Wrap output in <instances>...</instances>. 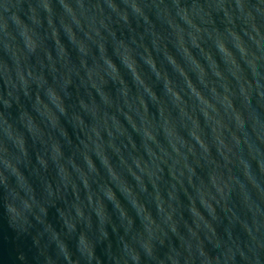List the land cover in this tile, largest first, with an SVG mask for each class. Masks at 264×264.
Segmentation results:
<instances>
[{"label": "water", "instance_id": "water-1", "mask_svg": "<svg viewBox=\"0 0 264 264\" xmlns=\"http://www.w3.org/2000/svg\"><path fill=\"white\" fill-rule=\"evenodd\" d=\"M0 264H264V0H0Z\"/></svg>", "mask_w": 264, "mask_h": 264}]
</instances>
